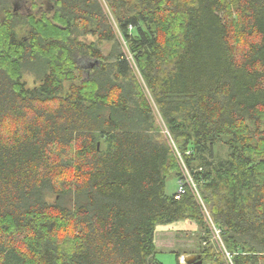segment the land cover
<instances>
[{"label":"trees","instance_id":"1","mask_svg":"<svg viewBox=\"0 0 264 264\" xmlns=\"http://www.w3.org/2000/svg\"><path fill=\"white\" fill-rule=\"evenodd\" d=\"M169 139L232 263L264 264V0H0V264H161L177 222L228 264L166 193Z\"/></svg>","mask_w":264,"mask_h":264},{"label":"rangeland","instance_id":"2","mask_svg":"<svg viewBox=\"0 0 264 264\" xmlns=\"http://www.w3.org/2000/svg\"><path fill=\"white\" fill-rule=\"evenodd\" d=\"M29 7V3L23 1L22 7L18 6L17 10L26 14L29 11ZM108 48V44L104 45L105 51ZM28 81L30 82V80ZM217 150H219V147ZM175 190L176 179L172 177L166 184V193L171 195ZM206 221H208L207 218ZM198 234L196 226L191 223L177 222L158 226L154 238L156 260L161 264H177V254L182 255V259H179V262H183V257L185 256H195L199 246Z\"/></svg>","mask_w":264,"mask_h":264},{"label":"built area","instance_id":"3","mask_svg":"<svg viewBox=\"0 0 264 264\" xmlns=\"http://www.w3.org/2000/svg\"><path fill=\"white\" fill-rule=\"evenodd\" d=\"M169 144L175 153V156L178 160L179 167H180L181 174H182L181 178H179L176 181V190H175V194H174V199H179L181 196L185 195L187 192H190V194L195 198V200L199 204L200 208L202 209L203 213L205 214L206 218L208 219L207 223L209 225L212 241L217 244L220 251L224 255L227 263L233 264L232 259H231V254L226 251L225 247L222 244V241L220 238V230L217 229L213 225L212 221L210 220V218L207 214V211L205 209V206H204V204L201 200V197L199 195V192L197 190L196 184L194 183L189 171L187 170L186 166L184 165L181 155L177 152L173 142L170 139H169Z\"/></svg>","mask_w":264,"mask_h":264},{"label":"water","instance_id":"4","mask_svg":"<svg viewBox=\"0 0 264 264\" xmlns=\"http://www.w3.org/2000/svg\"><path fill=\"white\" fill-rule=\"evenodd\" d=\"M179 264H203L200 256H185L183 257V262H179Z\"/></svg>","mask_w":264,"mask_h":264},{"label":"crops","instance_id":"5","mask_svg":"<svg viewBox=\"0 0 264 264\" xmlns=\"http://www.w3.org/2000/svg\"><path fill=\"white\" fill-rule=\"evenodd\" d=\"M180 259H182V257Z\"/></svg>","mask_w":264,"mask_h":264}]
</instances>
